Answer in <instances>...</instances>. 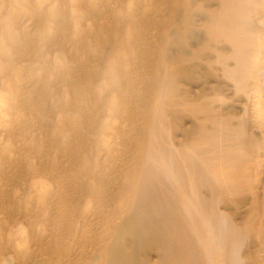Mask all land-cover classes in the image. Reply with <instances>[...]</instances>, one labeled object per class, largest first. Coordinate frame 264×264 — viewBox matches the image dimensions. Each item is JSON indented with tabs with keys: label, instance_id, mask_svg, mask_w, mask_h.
Listing matches in <instances>:
<instances>
[{
	"label": "bare ground",
	"instance_id": "bare-ground-1",
	"mask_svg": "<svg viewBox=\"0 0 264 264\" xmlns=\"http://www.w3.org/2000/svg\"><path fill=\"white\" fill-rule=\"evenodd\" d=\"M0 264H264V0H0Z\"/></svg>",
	"mask_w": 264,
	"mask_h": 264
}]
</instances>
